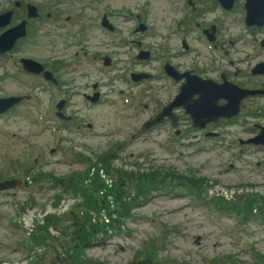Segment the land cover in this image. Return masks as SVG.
<instances>
[{
	"label": "rangeland",
	"instance_id": "374dc122",
	"mask_svg": "<svg viewBox=\"0 0 264 264\" xmlns=\"http://www.w3.org/2000/svg\"><path fill=\"white\" fill-rule=\"evenodd\" d=\"M71 2L74 4L61 9L64 13L59 23L66 22L67 10L81 21L106 11L115 29L106 30L98 22L94 25L92 19V26L85 28L82 23L56 27L50 22L45 36L41 37V31L46 32L43 27L38 37L20 43L19 51L24 55L61 61L56 73L62 80L60 87H46L37 76L20 71L14 58L20 54L0 57V96L30 95L0 114V179L26 178V172L40 178L0 190V264H28L32 260L41 264H210L212 260L218 264H263L258 262L256 251L264 254V199L260 196L264 195V145H241L239 137L257 133L253 122L264 123V116L248 118L243 127H224L219 139H205L199 131H190L185 117L184 136L163 125L139 132L141 122L154 112L155 103H164L169 93L166 81L155 77L161 74L160 59H137L140 44L136 41L141 39V46L160 56L158 43L162 39L156 31L167 29L169 18L163 12L171 10L163 0L66 3ZM140 12L142 21L150 26L146 32L133 31ZM239 24L232 23V32L235 38L247 40L250 37L242 33ZM79 36L85 38L84 43L74 42ZM232 52L242 59V68L264 59V50L256 58V46L247 43L241 51ZM104 54L112 58L109 65L103 64ZM143 70L153 76L131 79L132 71ZM261 78L264 75L258 76V81ZM93 82L100 91L96 102L83 95L94 90ZM61 97L68 101L63 112L70 120L56 115L55 104ZM249 104L262 109L264 97L249 100ZM106 153L112 155L110 174H101L108 184L118 187L120 196L115 198L102 188L105 208L80 244V257L72 260L65 248L78 246L80 240L79 232V237L72 239L80 205L87 202L82 190L88 186L86 194H97L99 183L87 180L81 188L72 184L71 177L89 166L92 174ZM116 168L156 170V180L144 193H136V180L120 178ZM174 169L178 182L184 174L202 177V186L197 187L200 195L195 193L196 187L190 192L182 184L171 186L168 179ZM158 170L166 173V178ZM223 193L235 200L252 193L260 198L253 213L246 216L243 209L239 213L211 200ZM108 205L114 207L113 218ZM46 213H56L58 221L48 226L44 242H32L31 236Z\"/></svg>",
	"mask_w": 264,
	"mask_h": 264
},
{
	"label": "flooded vegetation",
	"instance_id": "af4514ba",
	"mask_svg": "<svg viewBox=\"0 0 264 264\" xmlns=\"http://www.w3.org/2000/svg\"><path fill=\"white\" fill-rule=\"evenodd\" d=\"M163 1L166 3L165 5L171 10V12H163L165 13L164 16L169 18V20H167V29L164 31H156V35L162 39L158 43L159 48L162 50L160 56L155 55L150 48L141 46V39L140 41L137 40L136 43L138 46L140 44L138 50H148L149 57L140 60H146L151 57L160 59L161 74L155 75V77L163 78V80L166 81V84H168L169 88L167 85H164V87H167L169 94L164 103H155L157 105L154 112L148 114L141 124L146 119L163 110V107L168 105L171 101L177 99H179L178 101L181 104L173 106L171 109L172 112L176 114V125L172 126L171 120L166 119L152 125L150 129L159 125H163L169 127V131L172 129L174 134L184 136L182 134V127L184 125L183 120L185 117L189 123L188 126L190 131H195V133L199 131V133H202L205 139H219L223 135L222 133L224 127H230L233 125H240L243 127V125L247 124L248 118H258L259 116H264V108H257L255 105L256 103L253 105L249 104V100L255 99L259 96L264 97V93L261 92L243 98L241 102V110L238 114L231 117H220L218 120H209L205 122L204 126L202 127L192 124L191 116L186 111L185 106L188 104L194 105L197 102V98L198 100L200 99L201 95L204 93V90H210V88L217 92V90H219L222 86H235L233 84H237L240 87L248 89H264V79H262L263 77L260 81L257 79L258 76L264 75V59L254 63L250 62L248 63V66H244L245 68H242L240 65L242 59L233 56L232 52L234 49H236V51H241L243 45L247 43L249 46H256V52H254L256 54V58L263 55L264 22H259L260 18L256 17L252 19V24L248 23L249 21L247 20V12L245 7L246 0H234L233 6L231 8H227L223 3H221L220 0ZM0 2H2L0 3V34L7 28L17 25L22 21H24V28L26 31L24 36H20L16 39L10 49L0 52V57H4L7 54H13V52L20 54L19 56L14 57L16 60L15 63L19 66V70L24 72L25 75L37 76L38 79L43 82L42 85H45L46 87L50 86L52 88H58L62 85V80H60L56 74L57 69L62 65L61 61H55L54 59H46L43 61L38 60L46 69H49L52 72L53 76L55 77V81L43 78L42 73H34L24 70L22 68L20 58L22 56H31L24 55L19 51V46L22 41H30L33 37H38L40 33L39 31L42 30L43 27H45L46 32L41 31V37L45 36L48 33V25L50 22L56 24V27H58L57 25L64 26L66 23H70L72 25L82 23L81 26L83 25V28H85L92 26V23L89 22L92 19L94 25H96L98 22V25L106 30L108 29L113 31L115 29L114 24L109 18L110 14L106 11L101 12L98 16L96 14L87 15V21H81L80 17L73 16V13H71L73 11L67 10L68 13L66 16H64L66 22L61 21V23H59L60 16L64 13L61 11L64 5L74 4L73 2L66 3L68 0H57L56 2H53V0H1ZM29 5L34 6L32 11L36 12L35 16H28V12L30 11ZM59 6H61V8H59ZM235 10L241 12H234ZM9 12L10 15H8ZM141 13L143 14V12H140V16L139 14L136 15V20L138 22L140 21V31L146 32L149 30L150 26L145 21H142L143 19L141 18ZM5 21H7L6 24H4ZM237 21L241 23L239 25L242 29V33H244V35L247 37H250L247 40L235 38L236 35L232 32V23H236ZM137 26L133 27V31H138L136 30ZM76 29L77 28H74V30ZM82 31H84V29ZM77 32H80V28L77 29ZM226 33H228V35H226ZM79 38H76V41L74 42H76V44L84 43L83 40H85V38L81 39L80 36ZM239 41L240 45L238 44ZM77 53L78 51L75 50L74 54L76 55ZM187 55L188 59L184 60L183 57ZM105 56L108 55H103V61ZM110 59L112 58L110 57ZM223 60H227V63L223 62ZM166 64L171 65L173 68H171V66L170 68L173 69L175 73H168L165 68ZM142 72L146 71L143 70ZM147 73L150 74V76L141 79L146 80L153 76L152 73ZM97 85V82H93L92 88H94V90L91 93L83 92V95L86 99L91 100L87 98V96L93 95L94 92H98L99 100L100 91L98 88H96ZM180 86L186 87L185 89H188V97L185 93H183L179 98L177 97L181 90ZM223 90H225V87L224 89L219 90V94H222L219 98L220 104H225L229 100L224 96ZM64 96H67L65 91ZM62 98L65 99V103L61 108V110L64 111L68 101L66 97H61L60 99ZM192 99L194 100L190 103ZM56 104L55 108L57 110ZM145 105L147 104L145 103ZM13 106L9 109L13 108ZM247 107L249 108L247 109ZM164 117H167V114L164 115ZM70 119L71 118L67 120ZM253 124L255 125L253 127L258 128V131L257 133H253L248 137L258 134L262 125H264V123H258L257 121H254ZM139 132L144 131L139 130ZM242 139L245 138L239 137V142L241 145L255 144L246 142L243 143L241 142ZM259 198L260 197H258V199Z\"/></svg>",
	"mask_w": 264,
	"mask_h": 264
},
{
	"label": "water",
	"instance_id": "95a60500",
	"mask_svg": "<svg viewBox=\"0 0 264 264\" xmlns=\"http://www.w3.org/2000/svg\"><path fill=\"white\" fill-rule=\"evenodd\" d=\"M221 3H223L227 8H231L233 6L234 0H220ZM245 7H246V12H247V20L249 21L248 23L252 24L253 21L252 19L254 18H260L261 23L264 22V0H246L245 2ZM32 8H34L33 5H29L30 11L28 12V16H35L36 12L32 11ZM10 15V12L8 13ZM7 21L4 22L6 24ZM136 30H140V21L138 23V26ZM26 33L25 28H24V21L18 23L17 25H14L12 27L7 28L0 34V52L8 50L12 47L16 39L20 36H24ZM137 59H143V58H148V50H138L136 56ZM20 62L22 64V68L26 71L34 72V73H42L43 78L55 81V77L53 76L52 72L49 69H46L43 64L28 56H22L20 58ZM104 64L109 65L111 62V59L109 56L104 57ZM169 64L165 65V68L168 73L172 74L175 73L173 71V68ZM169 67V68H168ZM130 77L134 81H138L141 78H147L150 76L147 72H142V71H132L130 73ZM234 90L233 91H225V97L228 98V102L225 104H220L219 103V98L221 97L222 94H219V90L217 92L215 90H204V93H208L211 95L210 98V105L216 106L215 109L213 107V111H209L208 113H203L201 114L202 111L209 109V104L207 102V96L203 95L200 97V101L197 98V102L194 104L193 107L192 104H188L189 108H192L189 110V108L186 107V111L190 114L191 119H192V124L195 126H204L205 122L209 120H218L220 117H231L233 115H236L240 112L241 110V102L242 99L249 96V95H254L256 93H264V89H248L244 87H240L237 84H233ZM184 86V85H183ZM181 87L180 92L178 93V98L185 93L188 97V89H185L186 87ZM228 95V96H227ZM30 95H23V94H16V95H7V96H0V114L5 112L7 109L12 107L14 104L18 103L20 100L23 98H28ZM98 92H94L93 95H88L87 98L91 99L92 101H97L98 100ZM203 98V99H201ZM195 99V98H194ZM192 99L190 103L194 100ZM177 100L171 101L168 105L164 106L163 110L159 111L157 114L154 116L146 119L140 126L139 130L140 131H146L151 128L152 125L161 122L166 119H170L172 126L176 125V114L172 112V107L180 105L181 103ZM65 103V99L62 98L60 99L57 104V110H56V115L59 116L60 118L63 119H69L71 116L65 114L61 108ZM186 106V105H185ZM218 106V107H217ZM201 110V111H200ZM197 112V113H196ZM167 114V117H164V115ZM88 126H91V123H88ZM241 142L243 143H255V144H263L264 145V125H262L260 131L258 134H255L251 137L242 139ZM30 179L23 178L21 176H11V177H3L0 179V190L3 189H8V188H13L16 186L22 185L24 182H29Z\"/></svg>",
	"mask_w": 264,
	"mask_h": 264
},
{
	"label": "trees",
	"instance_id": "16d2710c",
	"mask_svg": "<svg viewBox=\"0 0 264 264\" xmlns=\"http://www.w3.org/2000/svg\"><path fill=\"white\" fill-rule=\"evenodd\" d=\"M106 156H103V158H99V163L96 164V168L95 170L92 171L91 174V166H89L87 169H85L83 172H79L78 174L75 175V177H71L72 180V184L76 185L77 187H81L84 186V183H87V180L90 182V184H92V182H98L99 186L95 189L97 194H91L88 193L86 194L88 191V186H85L84 189L82 190L83 193H85L86 196V203H83V205L81 204V208L79 210V215L80 218L79 220H76L75 225L77 232L75 230L74 232V238L72 240H75L77 237H79L78 235L76 236V234H80V240H78V246H76L75 244L70 245L69 247L65 248L66 252L71 255L72 260L78 259V257H80V244L83 243V241L85 240V238L90 234V228L95 226V219L97 218V214L103 210L105 208V200L104 197L102 196V194L104 192H101L102 188L105 187L108 191L107 193H110L111 196H115V198H119V191H118V187H112V184H108L104 177L103 174H110V158L112 157L111 154H105ZM16 169H19V167H16ZM116 173L118 174V176L120 178H125L128 179L129 181L131 180H136V184H137V192L136 193H144L145 191H147V189L152 186L155 182V178L153 176V173L156 170H149V171H143L140 169H131V170H126V169H122V168H116ZM28 171V170H27ZM26 177L28 179L31 180H37L39 178V176L34 175H30L29 172H26ZM158 174L161 173V175H163L164 178H166V173L162 174V170H158L157 171ZM171 177L168 179L170 182L171 186H175L176 184H182L184 186H186L188 188V190L191 192L194 188L193 187H201L202 186V181L203 178L199 177V176H195L192 174L189 175H185V177H182V174H180V177L183 178V180L181 181H177L176 180V174L177 172L174 170L170 171ZM102 175V176H101ZM33 176V177H32ZM40 179V178H39ZM171 179V180H170ZM163 182V181H162ZM197 192H195L197 195H200L201 189L197 188ZM100 191V194L98 193ZM118 193V194H117ZM138 195V194H136ZM261 197H263L264 199V195H260ZM203 197V196H201ZM258 197L259 194L258 193H252L250 195H248V197H245L243 194L239 196V198L237 200L235 199H228L227 197H225L223 194H219L216 196H212V199L216 204H221V205H226L227 207H231L233 209H236L238 212L243 209V211L245 212L246 216L251 213L254 208L256 207L254 203H256L258 201ZM134 198V196H133ZM204 198V197H203ZM243 199V201H242ZM57 203V202H56ZM111 205V203H110ZM110 205H108L109 211L108 214L109 216H111V218H113V212H114V207H110ZM88 207V209H87ZM260 208L261 207V203H260ZM262 211V210H260ZM93 212L96 213V215H93ZM242 213V212H239ZM253 213V212H252ZM244 216V217H246ZM58 216L56 213H46L43 217V220L41 222H39V226H38V230H36V233H33L31 238H32V242H37V243H42L44 242L45 239V232L48 231V226L49 225H54L57 221H58ZM48 234V233H47ZM83 245V244H82ZM75 247V250L74 248ZM147 254H151L152 251L146 250ZM140 252V251H139ZM138 254V252L136 253ZM135 254V255H136ZM256 256L258 258V262L263 263L264 264V254H262L260 251H256ZM28 264H41V262L37 263V260L34 261H30L28 262ZM210 264H218L217 261L212 260Z\"/></svg>",
	"mask_w": 264,
	"mask_h": 264
},
{
	"label": "bare ground",
	"instance_id": "6f19581e",
	"mask_svg": "<svg viewBox=\"0 0 264 264\" xmlns=\"http://www.w3.org/2000/svg\"><path fill=\"white\" fill-rule=\"evenodd\" d=\"M210 82V81H209ZM207 83V82H206ZM224 87H225V90H223L224 92H223V94L225 95L226 93H225V91H233L234 90V86H229V85H226V86H222V87H220V89H224ZM211 90H212V88H210ZM219 89V90H220ZM203 95V94H202ZM201 95V96H202ZM204 95L205 96H207V102H208V104H209V109H207V110H204V111H202L201 112V114H205V113H208L209 111H213V107H214V109H215V107L216 106H211L210 105V98H211V95L210 94H208V93H204ZM228 96V95H227ZM201 99H203V98H201ZM199 101H200V99H199ZM201 102V101H200ZM194 105H192L191 107H193ZM186 107L187 108H189V106L188 105H186ZM218 107V106H217ZM192 108H189V110H191ZM193 110V109H192ZM209 110V111H208ZM201 111V110H200ZM197 113V112H196ZM121 247H123L122 245H121ZM124 248V247H123Z\"/></svg>",
	"mask_w": 264,
	"mask_h": 264
}]
</instances>
